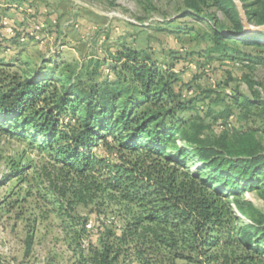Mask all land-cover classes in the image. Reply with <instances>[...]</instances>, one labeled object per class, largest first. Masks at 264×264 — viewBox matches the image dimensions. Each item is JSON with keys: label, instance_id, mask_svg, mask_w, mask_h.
I'll return each mask as SVG.
<instances>
[{"label": "trees", "instance_id": "1", "mask_svg": "<svg viewBox=\"0 0 264 264\" xmlns=\"http://www.w3.org/2000/svg\"><path fill=\"white\" fill-rule=\"evenodd\" d=\"M241 2L250 24H264V0ZM182 4L187 14L208 21L210 44L197 64L215 58L264 62L247 49H264V30L245 31L235 0ZM15 24L16 33L6 41L20 46L24 30ZM119 42L101 69L108 58L83 64L51 50L24 75L9 71L14 62L0 57V123L31 134L47 150L37 194L63 219L77 263L264 264V213L231 196L250 187L264 201L259 90L247 76L248 95L194 88L181 78L184 69H176L180 57L173 50L174 59L160 64L153 50ZM198 100L217 119L219 133L204 135L203 122L183 116ZM220 102L224 107L214 109ZM235 111L241 127L232 124ZM193 161L200 167L188 168ZM78 205L96 213L92 230ZM113 205L119 223L99 219ZM87 232L96 238L84 245ZM33 238L31 227L26 253Z\"/></svg>", "mask_w": 264, "mask_h": 264}, {"label": "rangeland", "instance_id": "2", "mask_svg": "<svg viewBox=\"0 0 264 264\" xmlns=\"http://www.w3.org/2000/svg\"><path fill=\"white\" fill-rule=\"evenodd\" d=\"M41 1L44 2L47 14L42 13L43 17L40 19H37V15H40L38 13L34 16L25 14L24 9L32 6L29 2L19 5L11 0V9L20 6L16 12H8L4 5H0V18L15 17L18 26L29 33L41 21L46 24L49 36H52L47 41V47L40 46L35 40L25 41L18 46L6 41V37L0 32V57L14 62L9 68L11 72L30 74L51 50L58 51L62 60H75L83 64H87L93 57L108 58L109 61L101 65V69L113 60L110 52L122 39L134 47L153 50L152 57L160 64L174 59L170 51L179 54L176 69H184L180 73L181 78L194 85V88L201 85L217 88L227 94L248 95L251 88L245 78L247 76L253 82V88L259 90L264 98L262 60L241 59L232 62L229 59L215 58L209 65L197 64V60H204L201 51L210 44L206 35L208 21L187 14L183 10L182 0ZM0 31L3 32L1 28ZM247 49L250 53L264 58V49L252 46ZM182 89L187 87L183 86ZM198 103L199 106L183 116L203 122L206 125L204 135L219 133L217 119L211 113L206 114V104L205 109H201V100ZM223 107L224 103L221 102L214 105L216 110ZM233 114L232 124L241 127V116L237 115V111ZM233 125L228 129L229 132L233 131ZM178 143L182 145L180 141ZM48 161L47 150L31 134L10 131L0 123V264H78L73 248L69 245V236L64 231L63 219L51 204L37 194L39 173ZM192 165L188 168L200 167L199 163L194 165V161ZM16 168L18 171L15 172ZM29 191L32 193L29 194ZM231 196L251 201L264 213V201L257 189L244 187L239 194L234 193ZM117 208L115 205L109 207L99 219L110 223L108 221L115 218L119 223V218L114 217L117 215ZM76 210L87 216V220H92L93 227L95 226V212L89 213L81 205ZM239 215L243 220L249 221L244 214ZM31 227L34 238L30 251L26 253L25 240ZM86 229L92 230L87 227ZM89 238L95 240L96 236L87 232L83 239L84 245Z\"/></svg>", "mask_w": 264, "mask_h": 264}, {"label": "built area", "instance_id": "3", "mask_svg": "<svg viewBox=\"0 0 264 264\" xmlns=\"http://www.w3.org/2000/svg\"><path fill=\"white\" fill-rule=\"evenodd\" d=\"M47 10V9H45ZM24 11L26 12V14H31L33 13V7L32 6H27ZM54 22H56V20H53ZM16 19L13 16H2L0 18V28L3 30L0 31L2 33L3 36L9 37L12 36L16 33ZM45 23L38 21V23L35 25V29H33V31H31L29 33V31H23L19 37L18 40L21 42H25V41H36L37 43H39L40 46H44L47 44V41L50 40L52 38V36H49L48 32H47V28H45ZM116 222L117 220H115V218H111V220H109L108 222ZM86 227L87 228H93V221L92 220H88V222L86 223Z\"/></svg>", "mask_w": 264, "mask_h": 264}, {"label": "crops", "instance_id": "4", "mask_svg": "<svg viewBox=\"0 0 264 264\" xmlns=\"http://www.w3.org/2000/svg\"><path fill=\"white\" fill-rule=\"evenodd\" d=\"M11 0H6V2L5 1H0V5H4L5 7H6V10L8 11V12H13V11H17L18 10V8L20 7L19 5L22 3H26V2H29L32 6H34V11H35V14L36 13H38V14H40V15H37V19L39 18H41V17H43V15H42V13L43 14H47L46 13V8H45V6H44V2L43 1H41V0H14V1H16V2H18L19 3V5H17V8H13V9H11V7H10V4H9V2H10ZM20 9V8H19ZM34 14V15H35ZM50 15H48V17H49ZM46 17V16H45ZM35 19V18H34ZM47 19V18H46ZM3 37H6V36H3ZM23 46H21V48H22ZM2 58H4V60H6V61H9L8 60V58H5V57H2Z\"/></svg>", "mask_w": 264, "mask_h": 264}, {"label": "water", "instance_id": "5", "mask_svg": "<svg viewBox=\"0 0 264 264\" xmlns=\"http://www.w3.org/2000/svg\"><path fill=\"white\" fill-rule=\"evenodd\" d=\"M236 2V5L240 11V14L244 20V24H245V31L246 32H249V31H261V30H264V24L262 25H258V26H255V25H252L250 24L247 19H246V15H245V11L243 9V6H242V2L241 0H235Z\"/></svg>", "mask_w": 264, "mask_h": 264}]
</instances>
